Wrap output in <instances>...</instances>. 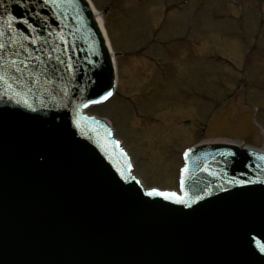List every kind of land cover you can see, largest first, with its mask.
Instances as JSON below:
<instances>
[{"label":"water","instance_id":"95a60500","mask_svg":"<svg viewBox=\"0 0 264 264\" xmlns=\"http://www.w3.org/2000/svg\"><path fill=\"white\" fill-rule=\"evenodd\" d=\"M0 45V264H264L263 138L242 88L203 136L233 143L189 149L180 195L147 190L83 113L115 88L87 0H0Z\"/></svg>","mask_w":264,"mask_h":264},{"label":"rangeland","instance_id":"374dc122","mask_svg":"<svg viewBox=\"0 0 264 264\" xmlns=\"http://www.w3.org/2000/svg\"><path fill=\"white\" fill-rule=\"evenodd\" d=\"M91 2L119 81L87 112L109 120L144 186L177 190L182 153L239 85L264 133V0Z\"/></svg>","mask_w":264,"mask_h":264},{"label":"bare ground","instance_id":"6f19581e","mask_svg":"<svg viewBox=\"0 0 264 264\" xmlns=\"http://www.w3.org/2000/svg\"><path fill=\"white\" fill-rule=\"evenodd\" d=\"M88 1H89L90 5H91V7H92V9H93V11H94V13H95V15L97 16V19H98L99 23L102 24L103 31H104L105 36H106V40H107L108 47H109V49H110V51H111V54L113 55V58H114L113 50H112V47H111L110 41H109V39H108V36H107L106 30H105L104 25H103V18L101 17L100 12L94 7V5L92 4L91 0H88ZM114 66H115V69H116L115 59H114ZM124 75H125V74H124ZM125 80H126V78L123 76V78H122V84H123V85H126ZM222 141H223V142H232V141H230V140H222ZM212 142H213V140H210V141L205 142V143H212ZM232 143H233V142H232ZM236 143L241 144V143H239V142H236ZM246 148H248V147L246 146Z\"/></svg>","mask_w":264,"mask_h":264},{"label":"snow or ice","instance_id":"6c2138e0","mask_svg":"<svg viewBox=\"0 0 264 264\" xmlns=\"http://www.w3.org/2000/svg\"><path fill=\"white\" fill-rule=\"evenodd\" d=\"M0 48H3V45H0ZM110 95V94H109Z\"/></svg>","mask_w":264,"mask_h":264}]
</instances>
